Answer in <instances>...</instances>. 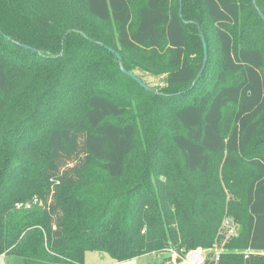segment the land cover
<instances>
[{"label": "trees", "instance_id": "1", "mask_svg": "<svg viewBox=\"0 0 264 264\" xmlns=\"http://www.w3.org/2000/svg\"><path fill=\"white\" fill-rule=\"evenodd\" d=\"M258 10L264 0H0V255L168 252L151 264H173L204 248L205 264H264Z\"/></svg>", "mask_w": 264, "mask_h": 264}, {"label": "rangeland", "instance_id": "2", "mask_svg": "<svg viewBox=\"0 0 264 264\" xmlns=\"http://www.w3.org/2000/svg\"><path fill=\"white\" fill-rule=\"evenodd\" d=\"M192 31L195 32V28L191 27L190 32H192ZM207 37H208V40H206V42L208 43L210 60H214V59L216 60L217 59V57H216L217 53H216V48L213 46V43H212V37L209 36V33H207ZM187 50L189 51V55L191 56L192 60L199 64V60H201V59H200V56L198 55L199 49L197 47V44H194L193 46L189 45ZM201 67H202V65H201ZM201 67H200V69H201ZM204 67H205V64H204ZM142 78L152 86H155V85L161 86L164 84V79H163L164 75L161 73L155 74V75H151L149 73H143ZM136 112H138V111H136ZM142 116H143V114L140 117H142ZM227 125H229V122L227 123ZM224 220H223V225H224V227L228 228V230L226 232V237L236 236L237 233L239 232V229H240L239 225L238 224L235 225L233 223L231 225H226V222ZM223 244H224V242L221 243L220 246H218V247L217 246L212 247V249H211L212 254L215 255L216 252L220 253L221 251H223L224 250ZM197 250L202 251L204 254H207V252H210V250L204 249V248H197ZM87 254L88 255H87L86 261H85L86 264H151L152 262L159 260V259H162L163 257L169 255L168 252H159L157 254H151L150 253V254H145V255H141L139 257H135V258H131V259H128L125 261L118 262V261L112 260L105 253H98V252L89 251ZM170 258H171L170 261L173 264H187L183 260L181 262H177L174 258V255L172 254V252L170 254ZM0 264H21V258L17 255H6V256L0 255Z\"/></svg>", "mask_w": 264, "mask_h": 264}, {"label": "water", "instance_id": "3", "mask_svg": "<svg viewBox=\"0 0 264 264\" xmlns=\"http://www.w3.org/2000/svg\"><path fill=\"white\" fill-rule=\"evenodd\" d=\"M258 13L259 15L261 16V18L263 19L264 21V15L263 13L258 10ZM179 15L181 16V9H179ZM200 35V39H201V42H202V46H203V52H204V56H203V64H202V67L199 71V73H201V71L203 70V67H204V64H205V61H206V43H205V40H204V37L202 35V32L199 33ZM117 57L118 59V64H119V68L121 71H123L124 73H126L127 75H129L130 77H132L141 87H143L144 89L146 90H150V91H154L153 88H151L148 84H146L140 77H138L135 73L133 72H127L124 67L122 66V62H121V57L118 55L117 52H115V50L113 49H110ZM232 224V221L231 219H227L226 220V225H231Z\"/></svg>", "mask_w": 264, "mask_h": 264}, {"label": "built area", "instance_id": "4", "mask_svg": "<svg viewBox=\"0 0 264 264\" xmlns=\"http://www.w3.org/2000/svg\"><path fill=\"white\" fill-rule=\"evenodd\" d=\"M16 207H19V204L16 205ZM218 253L216 252L215 255H213V259L215 261L218 260ZM175 258V253L172 252ZM206 257L207 254H204L202 251L197 250V249H192L186 252L183 261L186 262L187 264H205L206 263Z\"/></svg>", "mask_w": 264, "mask_h": 264}, {"label": "crops", "instance_id": "5", "mask_svg": "<svg viewBox=\"0 0 264 264\" xmlns=\"http://www.w3.org/2000/svg\"><path fill=\"white\" fill-rule=\"evenodd\" d=\"M87 253H88V252H86V254H85V261H86V257H87V255H88ZM3 256H6V255H3ZM85 264H86V263H85Z\"/></svg>", "mask_w": 264, "mask_h": 264}]
</instances>
